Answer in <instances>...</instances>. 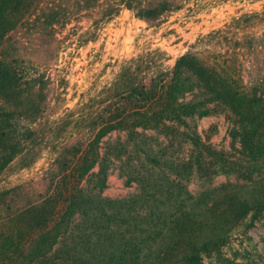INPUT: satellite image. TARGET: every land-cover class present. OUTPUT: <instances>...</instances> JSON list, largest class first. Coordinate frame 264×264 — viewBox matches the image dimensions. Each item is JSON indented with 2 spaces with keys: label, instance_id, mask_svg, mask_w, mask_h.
Listing matches in <instances>:
<instances>
[{
  "label": "trees",
  "instance_id": "trees-1",
  "mask_svg": "<svg viewBox=\"0 0 264 264\" xmlns=\"http://www.w3.org/2000/svg\"><path fill=\"white\" fill-rule=\"evenodd\" d=\"M184 2L0 0V264H264V246L225 248L264 211V6L199 35L171 69L159 47L130 56L64 106L69 38L95 39L124 8L157 27ZM209 115L228 148L197 131ZM113 152L133 186L117 197L103 193Z\"/></svg>",
  "mask_w": 264,
  "mask_h": 264
},
{
  "label": "rangeland",
  "instance_id": "rangeland-1",
  "mask_svg": "<svg viewBox=\"0 0 264 264\" xmlns=\"http://www.w3.org/2000/svg\"><path fill=\"white\" fill-rule=\"evenodd\" d=\"M263 6L264 0H185L182 7L173 11L157 27L147 26L145 21L134 16L130 10L122 9L116 17L97 29L95 39L77 43V39L71 37L67 47L60 53L57 66L67 80L64 106H75L82 95L88 97L105 83H109L124 59L146 49L159 47L166 53L165 66L171 69L176 59L199 35L223 25L235 14L259 10ZM88 25L89 22L83 19L75 28L82 32ZM69 28L70 25L64 32ZM197 131L204 139L219 147L230 146L227 123L221 116L209 115L200 118ZM117 138L116 134L103 137L104 140ZM106 148L105 144L103 152ZM45 161L44 155L32 165L11 172L5 179L6 183H14L38 173ZM109 161L110 173L103 193L111 197L127 194L133 186L128 185L127 177L121 173L120 156L113 152ZM225 179L224 175H219L215 182ZM189 187L196 189V180H192ZM245 221L247 224L239 225L233 231L225 247L228 253L236 248H245L255 253L264 246V211L255 214L250 211Z\"/></svg>",
  "mask_w": 264,
  "mask_h": 264
}]
</instances>
